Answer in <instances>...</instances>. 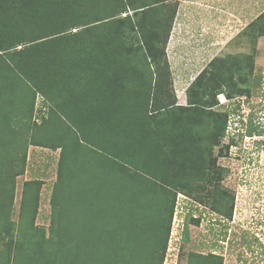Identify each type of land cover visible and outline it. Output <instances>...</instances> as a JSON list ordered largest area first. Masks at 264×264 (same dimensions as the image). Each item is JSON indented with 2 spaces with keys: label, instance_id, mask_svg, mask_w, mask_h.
Segmentation results:
<instances>
[{
  "label": "trees",
  "instance_id": "trees-1",
  "mask_svg": "<svg viewBox=\"0 0 264 264\" xmlns=\"http://www.w3.org/2000/svg\"><path fill=\"white\" fill-rule=\"evenodd\" d=\"M177 8L0 0V264H164L178 195L232 219L216 161L239 103L218 111L217 96L249 98L252 58L211 59L179 105L166 56ZM248 28L264 37V7ZM29 147L59 151L47 232L35 224L38 179L22 184L13 218ZM177 264L223 256L189 252Z\"/></svg>",
  "mask_w": 264,
  "mask_h": 264
},
{
  "label": "rangeland",
  "instance_id": "rangeland-1",
  "mask_svg": "<svg viewBox=\"0 0 264 264\" xmlns=\"http://www.w3.org/2000/svg\"><path fill=\"white\" fill-rule=\"evenodd\" d=\"M171 1L178 2L173 28L181 32L184 44L172 65L169 97L174 95L179 105H185V89L213 58L241 65L252 58L253 70L249 98L228 101L223 95L217 96L218 111L225 110L226 105L234 109L239 103L229 120L228 136L221 143L228 145V150L222 147L223 156L216 161L223 169L222 189L234 195L232 219L223 221L202 204L178 195L164 264L185 263L189 252L221 254L223 264H264V37H256L255 30L248 28L263 10L264 0ZM244 57L250 58L243 61ZM36 104L39 110L40 98ZM250 126L262 135L248 136ZM58 157L59 151L29 147L25 174L16 179L15 220L22 184L38 179L42 186L35 224L47 232ZM191 219L199 223H191Z\"/></svg>",
  "mask_w": 264,
  "mask_h": 264
},
{
  "label": "crops",
  "instance_id": "crops-1",
  "mask_svg": "<svg viewBox=\"0 0 264 264\" xmlns=\"http://www.w3.org/2000/svg\"><path fill=\"white\" fill-rule=\"evenodd\" d=\"M183 44H184V42L181 38V32H177L175 30V28H173L171 33H170V37H169V40L167 43V48H166V53H167V57L169 58V61H170L171 69L173 68L172 65H174V62L178 61L180 53L182 52L180 49H182ZM168 51H170L171 54L174 55V57L170 56ZM176 56L178 58H176ZM183 69H185V68L181 69L182 74H185V71Z\"/></svg>",
  "mask_w": 264,
  "mask_h": 264
}]
</instances>
